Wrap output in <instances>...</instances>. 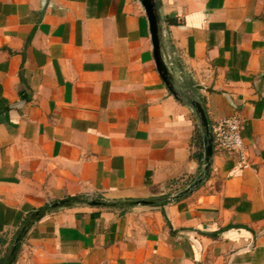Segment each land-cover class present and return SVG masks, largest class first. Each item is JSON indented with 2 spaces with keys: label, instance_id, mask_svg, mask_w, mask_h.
Instances as JSON below:
<instances>
[{
  "label": "crops",
  "instance_id": "1",
  "mask_svg": "<svg viewBox=\"0 0 264 264\" xmlns=\"http://www.w3.org/2000/svg\"><path fill=\"white\" fill-rule=\"evenodd\" d=\"M158 4V5H157ZM210 127L237 115L249 166L214 148L159 76L137 0H0V264H264V0H156ZM167 18L179 24L169 25Z\"/></svg>",
  "mask_w": 264,
  "mask_h": 264
},
{
  "label": "water",
  "instance_id": "2",
  "mask_svg": "<svg viewBox=\"0 0 264 264\" xmlns=\"http://www.w3.org/2000/svg\"><path fill=\"white\" fill-rule=\"evenodd\" d=\"M137 2L143 9L147 19L152 55L156 70L173 97L187 105L193 111L197 118L202 136L203 156L201 169L195 179L188 186L181 191L162 199L135 201V203L142 204L174 202L194 191L208 178L214 153L213 137L202 102L196 94L188 92V86L184 83L183 76L177 68L173 57L169 53V43L164 31V23L159 16L156 0H137ZM96 203L97 202L94 200L90 202L92 205H96ZM54 205L66 206L68 205V202L61 200L58 203H54Z\"/></svg>",
  "mask_w": 264,
  "mask_h": 264
},
{
  "label": "built area",
  "instance_id": "3",
  "mask_svg": "<svg viewBox=\"0 0 264 264\" xmlns=\"http://www.w3.org/2000/svg\"><path fill=\"white\" fill-rule=\"evenodd\" d=\"M241 120L237 115H232L215 122L211 126L214 148L222 151H230L236 155L237 166L245 168L249 166L247 159V147L241 135Z\"/></svg>",
  "mask_w": 264,
  "mask_h": 264
},
{
  "label": "trees",
  "instance_id": "4",
  "mask_svg": "<svg viewBox=\"0 0 264 264\" xmlns=\"http://www.w3.org/2000/svg\"><path fill=\"white\" fill-rule=\"evenodd\" d=\"M166 21H167V23L169 25L179 24V21L174 19V18H167ZM64 200L68 202V205H72V204L77 203V202L90 203L93 200L97 202L96 204H103V205H114L115 204V203H107V202L102 201V200H100L98 198L89 200L85 195L69 196V197H66ZM134 203H135V201H128V204H134ZM56 207L57 206H55L54 204H47V205H44V206L36 209L35 211L30 212L27 215V217L23 221L21 227L18 229V231L16 233L17 242H16V244H15V246L13 248V252L11 254V257L8 260V264H10L11 262L14 261L16 252H17L19 244H20V240L27 233V231L30 228V226L34 222L38 221L46 212H48V211H50L52 209H55ZM0 262H1V260H0Z\"/></svg>",
  "mask_w": 264,
  "mask_h": 264
}]
</instances>
